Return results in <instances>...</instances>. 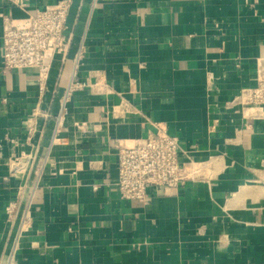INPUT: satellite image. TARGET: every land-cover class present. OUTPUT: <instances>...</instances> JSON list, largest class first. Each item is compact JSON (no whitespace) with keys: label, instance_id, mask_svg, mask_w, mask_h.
Segmentation results:
<instances>
[{"label":"crops","instance_id":"1","mask_svg":"<svg viewBox=\"0 0 264 264\" xmlns=\"http://www.w3.org/2000/svg\"><path fill=\"white\" fill-rule=\"evenodd\" d=\"M18 1L0 0V264L22 154L49 160L15 264H264V118L231 105L264 62V0H73L43 91L35 70L3 72L2 24L60 0ZM80 48L87 86L66 100ZM158 125L205 178L124 200L112 144Z\"/></svg>","mask_w":264,"mask_h":264},{"label":"built area","instance_id":"2","mask_svg":"<svg viewBox=\"0 0 264 264\" xmlns=\"http://www.w3.org/2000/svg\"><path fill=\"white\" fill-rule=\"evenodd\" d=\"M10 1L14 5L22 6L18 0ZM72 5L73 0H60L25 18L4 17L3 72L35 70L39 88L43 91L55 57L60 55L62 63L69 59L73 39L72 36H66L65 31ZM84 54L85 51L80 48L73 58L66 100L75 91L87 86L78 80ZM231 105L245 119L264 118V62L259 64L256 84L242 89ZM59 132L60 126L55 132L54 143L59 141ZM112 146L117 155V191L124 200L147 205L153 190L169 195L189 182H200L205 178L202 164L181 160L187 156L181 148L180 140L171 136L165 127L158 125L155 132L143 139L130 143L116 142ZM48 160V157L39 160L35 155L22 154L10 161L11 176L24 181V184L18 188L16 198L6 207L8 221L15 227L18 225L8 264H15L20 237L29 228L36 191ZM32 177L33 181L30 182Z\"/></svg>","mask_w":264,"mask_h":264}]
</instances>
